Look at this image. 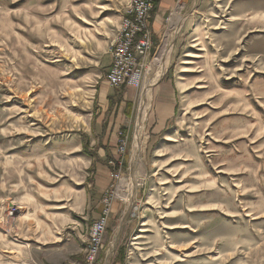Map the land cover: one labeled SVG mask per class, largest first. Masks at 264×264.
<instances>
[{
  "label": "rangeland",
  "instance_id": "rangeland-1",
  "mask_svg": "<svg viewBox=\"0 0 264 264\" xmlns=\"http://www.w3.org/2000/svg\"><path fill=\"white\" fill-rule=\"evenodd\" d=\"M95 2L110 6L108 23L118 29L130 0H0V264H41L36 239L18 238L14 223L24 214L22 193L35 195L37 183L89 194L91 209V167L100 143H93L90 123L97 82L107 72L91 61V36L76 30L93 23L83 26L81 18L92 15L83 12L84 3ZM179 6L180 21L170 30ZM172 13L159 42L151 36L141 86H119L133 92V123L130 132H117L116 147L125 138L126 151L108 161L99 217L104 198L111 202L98 264H264V0H178ZM168 34V61L150 88L138 159L125 169L142 88L158 71ZM96 49L101 58L102 45ZM164 75L178 88L173 96L159 94ZM162 98L171 106L169 117L152 132ZM85 142L93 157L83 153ZM117 172L132 179L127 200L115 188ZM38 215L54 222L44 211ZM72 217L76 222L60 230V240L85 252L95 220Z\"/></svg>",
  "mask_w": 264,
  "mask_h": 264
},
{
  "label": "crops",
  "instance_id": "crops-1",
  "mask_svg": "<svg viewBox=\"0 0 264 264\" xmlns=\"http://www.w3.org/2000/svg\"><path fill=\"white\" fill-rule=\"evenodd\" d=\"M85 2H91V0H85ZM177 3L178 0H156L155 8L148 20L153 43L159 42L160 38L165 35V19L175 10ZM110 11L111 8L109 5H97L96 2L94 4L84 3L83 12H85V14H92L91 17L96 15L99 19L94 20L91 17L82 16V21H85L83 26H85L87 22L93 23L90 24V27H77L78 29L76 30L77 32L82 30L84 34L86 33L91 36L92 42L95 43V48L91 50V54L93 55L91 56V61L93 63H102V67L105 68L104 71L106 72L112 60L109 48L107 49V38L112 35L115 36L117 32V28L113 29L108 23L113 17L109 16V14H111ZM118 21L117 19L116 21L114 20L112 25L117 26ZM101 37L102 40H100ZM100 45L103 47L101 58L96 56V53L99 54V49L97 50L96 47H100ZM94 66H96V63ZM98 78H100V76H98ZM97 84V88L95 89L97 109L90 123L91 132L89 135L93 143H100V145L96 151L97 162L91 167L94 178L92 183L94 194H91L93 198H91L92 204L90 211L88 210L90 200L89 194H87L88 196L84 194L83 197L81 193L78 195L72 188H63L58 185L52 186L53 184L51 182L49 185L37 183L35 185V195L28 192L22 193L20 197L21 200L19 201V205L20 208H22L21 204L23 205L24 214L19 216L14 222L16 224L15 234L18 238L32 235L31 237L36 239L33 242H36V246L38 247L35 251L39 255L38 260L41 264H84V252H82V248H79V244L70 241L62 242L59 236L60 230L64 228L66 224H73L76 222L72 214H86L92 221L99 218L101 209L99 198L110 182L111 167L108 161L116 158L117 132L121 128H127L129 132L131 131L134 108L132 90L126 88H123V90L112 88L108 85L106 79H100ZM157 89L160 96L164 97L166 94L173 96L175 90L178 88L176 85L173 88L170 78L164 75L158 82ZM165 101L169 102L165 100V98H162L160 103L158 102V107L160 109L157 112V116L155 115L153 118V123L155 122V124L152 125V132L165 123L167 120L165 117H169L168 109H171V106ZM128 152L129 149L123 160V167L125 169H130L133 161V156L127 158ZM43 163L45 165V162ZM31 165L32 162L29 161L26 167H31ZM40 167H43V165ZM25 177L28 182L32 180V174L30 172H25ZM21 185L22 184L19 183V189ZM13 186H15V184H13ZM87 186L89 187L88 184ZM31 205L35 206V209H32ZM40 205H42V210L38 209ZM46 208L49 209L47 210ZM54 210L56 211L54 212ZM42 211L49 214V219H54V222H47L44 218H41L38 214ZM115 211L116 205L113 204L111 212L115 214ZM80 217L83 219V216L79 215V218ZM53 235H57L56 237H58L59 240L52 241ZM13 240L16 241L15 239ZM30 241H32V239H29V242ZM41 246L47 247L39 248Z\"/></svg>",
  "mask_w": 264,
  "mask_h": 264
},
{
  "label": "built area",
  "instance_id": "built-area-1",
  "mask_svg": "<svg viewBox=\"0 0 264 264\" xmlns=\"http://www.w3.org/2000/svg\"><path fill=\"white\" fill-rule=\"evenodd\" d=\"M155 2L156 0H130L125 15L120 20L117 33L111 42L112 60L105 75L110 87L119 88L121 85H127L136 89L141 86L143 63L153 46L148 20ZM125 151L126 140L120 138L116 153L123 154ZM120 176V172L113 175L114 181H117L116 189ZM103 201L105 204L103 213L92 223L88 232L84 264H98V255L103 247L102 240L108 223L111 199L105 197ZM15 209L16 206L10 211Z\"/></svg>",
  "mask_w": 264,
  "mask_h": 264
},
{
  "label": "bare ground",
  "instance_id": "bare-ground-1",
  "mask_svg": "<svg viewBox=\"0 0 264 264\" xmlns=\"http://www.w3.org/2000/svg\"><path fill=\"white\" fill-rule=\"evenodd\" d=\"M179 9H181V6H179L177 8V11L172 13L171 17L169 18V25L168 26H169L170 30L173 28H176L178 22L180 21V16H179L180 10ZM170 36H171V34L166 35L165 41L163 42V45L160 49L158 58L155 61L156 68L158 69V71L155 73V75L151 79V81L145 87L142 88L141 99H140L139 104H138L137 116H136V121H135V131H134L133 142H132L133 143V148H132V153H133L132 159H133V161H136V159H138L137 153H138V148H139V134L142 130L143 121L145 119L147 107L149 105L147 100H149V98H150V88L157 82V80L160 78V76L164 73L166 65H167V61H168L167 60V52H168L169 46L171 44L170 38H169ZM131 180L132 179H130L129 176L128 177L122 176L120 179L118 191L121 193H118V195H120L123 198V200H127L130 196L129 195L130 193L129 192L127 193V190L129 189L128 186L131 185V183H132ZM11 205H13V204H11ZM184 227H186V226H182V228H184Z\"/></svg>",
  "mask_w": 264,
  "mask_h": 264
},
{
  "label": "trees",
  "instance_id": "trees-1",
  "mask_svg": "<svg viewBox=\"0 0 264 264\" xmlns=\"http://www.w3.org/2000/svg\"><path fill=\"white\" fill-rule=\"evenodd\" d=\"M82 150H83V153L85 154V155H87L88 157H93L94 156V153L93 152H91V150H89V148H88V143L87 142H85V143H83V146H82ZM122 249H120V251H119V253H118V255H117V258H118V260H121L122 258H123V254H122Z\"/></svg>",
  "mask_w": 264,
  "mask_h": 264
}]
</instances>
